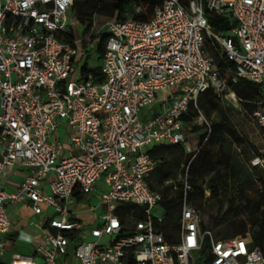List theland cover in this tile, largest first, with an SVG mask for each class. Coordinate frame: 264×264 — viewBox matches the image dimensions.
Wrapping results in <instances>:
<instances>
[{"label":"built area","instance_id":"built-area-1","mask_svg":"<svg viewBox=\"0 0 264 264\" xmlns=\"http://www.w3.org/2000/svg\"><path fill=\"white\" fill-rule=\"evenodd\" d=\"M72 5L0 0V264H70L68 257L77 264H264L250 235L221 238L202 230L199 210L186 201L168 237L161 228L163 195L148 182L158 165L149 151L178 145L191 157L183 180L189 189L188 169L199 148L184 129L199 122L211 131L197 106L200 94L212 89L242 105L212 48L235 64L232 83L245 80L264 92V0H162L148 21L108 20L83 36ZM210 16L233 26L213 31ZM102 32L108 39L96 83L92 75L82 77L77 55L83 42L92 52ZM191 102L198 117L185 123ZM157 103L160 111L153 110ZM255 104L252 117L264 133V97ZM260 163L257 158L254 165ZM9 167L27 172L12 191L3 181ZM78 197L98 212L94 225L78 219ZM16 203L46 215L45 224L31 222L45 234L34 255L15 254L6 263L7 210ZM127 204L143 215L132 225L118 214Z\"/></svg>","mask_w":264,"mask_h":264},{"label":"trees","instance_id":"trees-1","mask_svg":"<svg viewBox=\"0 0 264 264\" xmlns=\"http://www.w3.org/2000/svg\"><path fill=\"white\" fill-rule=\"evenodd\" d=\"M162 3V0H73L72 5V16L76 18L81 24L85 26V35L98 29V23L94 19L105 18V20H113L115 22H124L130 18H134L138 21H148L152 17L154 9ZM138 6H141L143 12L138 14L136 9ZM233 24L229 19L217 16L209 17V28L213 31H224L227 32L232 28ZM98 43L95 46V52L97 53L98 60L101 63L104 54L105 46L107 42V36L104 32L96 36ZM94 38V35L91 36V39ZM74 39L73 34H69L68 41L72 42ZM86 44L83 42L79 46V51L83 50L85 53L88 51L85 50ZM212 55L215 58L216 65L223 76L227 78L228 89L234 91L236 95L242 100V105L252 113L256 110L257 105L255 102H259L264 97V92L262 88L256 84L250 83L245 80H240L238 83H232V77L236 70L235 64L230 61L225 55H223L218 49L212 48ZM82 77L85 79L89 75L94 77L96 83L102 82V76L100 74V64L94 68H90L87 64L80 69ZM217 100H224L221 94L215 93L214 90L209 89L205 93H202L197 98V106L204 105V103H213ZM199 108V106H198ZM198 117V111L193 102L190 104L188 115H183L181 120L185 123H191ZM234 132L233 126L231 123L224 118L223 124ZM211 131L206 125H195L192 130L184 129L186 137L193 141L195 146L199 148V152L194 159V161H200V168H204V163L206 162V155L204 147L208 145L209 147H214L217 144V137L219 135L220 124L211 125ZM207 139L206 143L202 145V142ZM225 142V141H224ZM233 143H231L232 145ZM239 145L243 148V154L246 160L250 161L251 148L245 147L241 141ZM149 154L153 159L158 161L157 169L153 172L149 179V185L152 190L159 191L163 195L164 201L162 202V209L166 215V221L161 226L162 231L166 233L169 237L171 234V229L177 227L178 218L180 216L181 208L183 203H187L195 206L199 213L201 214L202 203L205 200L207 190L211 191L213 195L217 194V189L214 185H209L207 187L199 186L194 179H189L188 176V185L189 189L185 191L183 186V181H175L178 176H182V173L185 175V170L190 162L191 157L187 156L182 147L178 145H166V146H155L150 151ZM184 155L186 158H184ZM219 164H222L223 167L229 172L234 179L239 178L241 174H245L247 169L245 163L241 160V155L238 153H232L228 151L225 147L221 148ZM188 169V172H189ZM251 175L247 178L251 180ZM261 179H263L261 175ZM237 180V179H236ZM173 181L166 185V182ZM226 191L227 188L225 183L221 186ZM262 202L264 203V186L261 191ZM78 200L87 202L88 198H79ZM257 209L260 208L258 205ZM118 214L123 222L130 223L128 217L132 214L134 215L133 220H141L143 215L140 209H137L132 204H127L122 207ZM255 218L252 220L254 226L253 231H241L236 232L231 237H222L219 236L216 231L209 228H204L203 222L201 225L202 230L209 229L212 230L217 237L221 238H232L236 236H249L252 239L253 246L260 247L264 251V217ZM71 238L74 237V234H66Z\"/></svg>","mask_w":264,"mask_h":264},{"label":"rangeland","instance_id":"rangeland-1","mask_svg":"<svg viewBox=\"0 0 264 264\" xmlns=\"http://www.w3.org/2000/svg\"><path fill=\"white\" fill-rule=\"evenodd\" d=\"M72 20L77 26L80 36L85 35V26L73 16ZM94 20L99 22L98 27L108 21L103 17H96ZM85 44L86 46L89 45L88 42ZM94 48L92 52L85 53L84 49L79 51L77 55L78 70L84 64L90 68L100 64ZM198 106L204 116L203 123L207 121L211 125H221L216 146L209 147L206 145L204 147V151H206L204 168H200L199 160L195 161L187 174L188 178L194 179L199 186L214 185L217 189L216 195L208 190L205 194L207 198L202 203L200 214L203 226L213 229L222 237H231L238 231L252 232L254 228L252 220L264 217V203H261V191L264 186V180L261 179V175L264 179V133L244 105L236 108L225 100H217L213 103H204V105L198 104ZM153 110L160 111V105L155 106ZM145 111L147 110H143L141 115ZM224 118L231 123L234 132L222 125ZM196 125H200V123L196 122ZM239 141L245 147L251 148L252 158L250 161L246 160ZM231 143L233 144L231 145ZM223 147L232 153L240 154L241 160L245 163L247 172L241 174L239 178H236L237 180L229 174L222 164L218 163ZM184 158H186L185 155ZM257 158L261 160V163L254 165ZM250 175L252 178L248 180ZM184 178L185 175L182 173V176H178L175 181H183ZM223 183L226 185V191L221 187ZM99 184L103 185V180ZM258 205L260 208L257 209ZM51 212L53 213V211ZM133 216L132 214L129 219L130 223H132ZM108 242V238L102 239V243L107 244ZM14 252H23L24 255L30 254L29 251L24 252L23 249L17 247L13 251L7 252V256Z\"/></svg>","mask_w":264,"mask_h":264},{"label":"crops","instance_id":"crops-1","mask_svg":"<svg viewBox=\"0 0 264 264\" xmlns=\"http://www.w3.org/2000/svg\"><path fill=\"white\" fill-rule=\"evenodd\" d=\"M157 105H160V103H157ZM155 106L153 109H155ZM156 169L153 172H155ZM26 175L27 172L25 170L9 167L3 175V181L6 184L7 189L12 191ZM88 203L89 199L87 202L77 200L75 210L77 211V217L79 220L86 225L92 226L96 223L98 212L89 211ZM42 209L43 211H47L48 207L46 205H42ZM7 212L11 224V231L4 237L5 253L4 256L1 257V260L6 263H8L15 254L24 255L23 252H14L13 254L7 256V252L13 251L17 247L23 249L24 252L29 251V255H34L35 248L44 238L45 232L37 229L35 226H32L31 222L36 219L42 220L44 224L46 222V215L36 216L32 206L27 203H16L10 205ZM37 259L40 260L38 257ZM67 261L70 264H77L74 257H68Z\"/></svg>","mask_w":264,"mask_h":264}]
</instances>
